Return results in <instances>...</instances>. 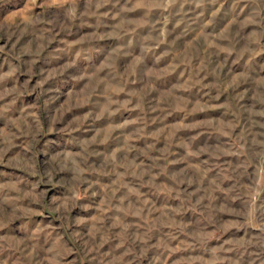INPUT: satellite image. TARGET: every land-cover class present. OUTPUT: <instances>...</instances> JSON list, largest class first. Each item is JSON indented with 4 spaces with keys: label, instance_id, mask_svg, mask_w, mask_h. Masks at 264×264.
Here are the masks:
<instances>
[{
    "label": "rangeland",
    "instance_id": "1",
    "mask_svg": "<svg viewBox=\"0 0 264 264\" xmlns=\"http://www.w3.org/2000/svg\"><path fill=\"white\" fill-rule=\"evenodd\" d=\"M0 264H264V0H0Z\"/></svg>",
    "mask_w": 264,
    "mask_h": 264
}]
</instances>
